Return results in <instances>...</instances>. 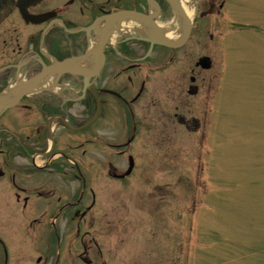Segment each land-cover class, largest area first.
I'll return each mask as SVG.
<instances>
[{"label":"rangeland","instance_id":"1","mask_svg":"<svg viewBox=\"0 0 264 264\" xmlns=\"http://www.w3.org/2000/svg\"><path fill=\"white\" fill-rule=\"evenodd\" d=\"M227 2L224 17L200 22L206 27L204 36L186 46L191 49L181 50L176 67L183 99L175 110L166 97L164 102L159 98L164 83L173 77L157 72L148 83L144 99L149 102L135 103L131 111L112 112L105 106L103 116L90 127L71 131L59 126L52 133L56 143L64 139L67 144L56 162L65 165L64 179L78 197L64 201V207L76 203L83 191L86 203L71 209L76 214L63 215L58 208L46 216L59 230L42 264L45 257L50 264L60 255L62 264H72L76 252L95 261L103 258L107 264H264V0ZM203 54L209 55L212 66L192 71ZM199 82L198 94L189 91ZM73 88L64 94L74 96L69 111L78 124L90 111H83L75 98L79 89ZM53 89L58 91L57 86ZM175 111L185 122L172 118ZM33 114L7 121L21 136H32L36 126L43 125V113ZM132 127L135 132H129ZM92 132L104 143L114 135L117 144H125L135 133L127 151L120 155L116 148L115 154L117 175L127 170L132 155L129 176L119 179L107 173L101 143L83 142L94 138ZM42 159L48 158L39 157L38 162ZM82 176L96 192L94 208ZM61 224L67 226L65 231ZM77 225L85 248L80 238L74 241ZM18 246L10 264H36L40 253L28 259L33 240Z\"/></svg>","mask_w":264,"mask_h":264},{"label":"flooded vegetation","instance_id":"2","mask_svg":"<svg viewBox=\"0 0 264 264\" xmlns=\"http://www.w3.org/2000/svg\"><path fill=\"white\" fill-rule=\"evenodd\" d=\"M177 1L180 3V0ZM193 1L183 0L185 6ZM195 1L186 43L180 47H169L158 43L159 35L163 36L166 26L176 31V38H180L182 24L181 13H174L168 0H0V93L30 79L43 66L85 56L93 50L90 59L93 74L87 79L91 87L86 86L83 76L65 73L64 67H61L62 72L51 79L58 91H49L48 88L53 85H47L48 90L25 95L14 105L0 109V264H10L13 253L20 249L19 243L28 240H33V249L28 248L31 250L28 259L40 253L36 264H42V258L52 248L55 233L59 230L57 224H48L46 216L58 208L63 215L76 214L77 211L72 212L71 209L86 203L83 202V191L76 203L64 207V201H75L78 197L70 190L68 180L64 179L65 165L56 162L62 156L60 148L67 144L64 139L56 143L52 133L59 126L63 128L65 121L71 127L82 124H77L75 115L69 111L75 104L74 96L67 97L64 93L70 94L69 89L77 87L79 90L75 98L83 104V111H89L92 104L96 109L99 102L97 122L103 116L105 106L112 112L116 108L131 111L132 104L149 102L145 101V97L150 79L153 80L157 72L167 71L168 76L172 75L173 78L163 82L165 86L160 92L164 96L159 98L164 102L166 97L175 110L183 99L181 72L176 67L182 58L181 50L191 49L186 46L190 42L194 45L197 36H204L206 27L202 22L211 17L214 21L223 18L228 3L227 0L218 3L215 0ZM181 6L185 12L184 6ZM167 20L171 23L178 21L176 29L170 28L171 24H164ZM211 34L210 40L214 39ZM102 38L104 43L101 47L97 43ZM79 65L86 66L85 62ZM198 68H201L200 72L203 71L199 62L195 61L192 71ZM195 79L191 77V81ZM170 83L173 85L170 86ZM189 88V91L198 94L201 83ZM170 95L172 98L167 97ZM165 106L169 109L167 104ZM34 111L43 113V125L36 126L38 128L34 135L24 137L10 127L7 121L11 120L10 116L20 119L29 114L31 117L35 115ZM172 116L179 124L186 120L176 111ZM92 133L94 138H85L83 142L95 140L101 143L107 156L104 161L110 168H107V173L115 178L116 148L120 149L118 153L121 155L127 151L130 143L117 144L114 135L111 137L114 141L104 143L97 133ZM37 155L48 159L39 163L35 160ZM91 160L96 163L95 159ZM81 179L82 185L85 182L84 190L87 188L93 196L89 205L92 204L94 208L96 192L83 176ZM89 205L86 206L87 210ZM61 227L65 231L67 226L61 224ZM80 231L81 225H77L74 241L80 238L79 244L85 248ZM50 241L49 246L44 245ZM69 252L67 244L64 254L68 256ZM89 257L76 252L70 258L72 264L108 263L103 258L95 261L92 256ZM98 257L101 259L100 255ZM62 263L64 255H60L53 264ZM44 264H48L46 257Z\"/></svg>","mask_w":264,"mask_h":264},{"label":"water","instance_id":"3","mask_svg":"<svg viewBox=\"0 0 264 264\" xmlns=\"http://www.w3.org/2000/svg\"><path fill=\"white\" fill-rule=\"evenodd\" d=\"M169 2L171 3V6L173 7L174 11L176 13H179L180 12L181 15L184 17V14H183L182 10L180 9L178 3L176 1H174V0H169ZM184 22H185V25H184V36L180 40V42H171V41H168V40H164V38L160 37V43L165 44V45H168V46H179V45H181L186 40V38L188 36V33H189V30H190V24H189L188 20L185 17H184ZM102 43H103V41H101L100 46L102 45ZM82 58H85V57H81L79 59H82ZM71 62H73V61L72 60H68V61H64L63 63L57 64L56 66H50V67H46V68L44 67L38 75H36L35 77L31 78L27 82H23L21 84V86H19L18 90L17 91H14L13 94H14V97H16V98H14V99H10V98L5 99V98L0 97V107L1 108L2 107L3 108H6V107L12 105L13 103L17 102L19 100V98L23 94L29 92L34 87V85L36 84V82H38L40 80V78L42 76H44L46 73H48L50 71L51 72L52 71L54 72V70L57 69L56 67H59L62 64H64V67H66ZM205 62H207V65L206 66H208V61H205ZM77 69L78 70H75V72L81 73L84 76H87L89 74L86 71H84L82 68H77ZM67 70L70 71V72H74V70H69V69H67ZM97 114H98V111L93 116V119L97 116ZM93 119H91V121ZM132 165H133L132 158H130V166H129V169H128V171L126 173H129L130 172V170L132 168Z\"/></svg>","mask_w":264,"mask_h":264},{"label":"bare ground","instance_id":"4","mask_svg":"<svg viewBox=\"0 0 264 264\" xmlns=\"http://www.w3.org/2000/svg\"><path fill=\"white\" fill-rule=\"evenodd\" d=\"M180 3L184 6L186 15L188 17H192L194 9L188 6H185L183 0H180ZM176 26H177V23L175 22L170 26V28L176 29ZM163 32H164V35L172 39H174V37L177 36L176 31L173 32L172 30H169V28L166 26L163 28ZM44 85H50V84L48 83V81H44V80L40 81L38 84V86H44Z\"/></svg>","mask_w":264,"mask_h":264}]
</instances>
